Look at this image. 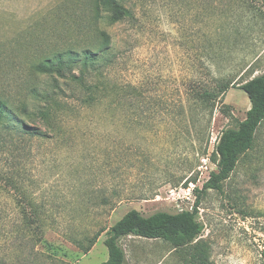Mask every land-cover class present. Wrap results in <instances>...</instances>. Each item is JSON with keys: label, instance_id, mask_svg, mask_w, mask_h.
Wrapping results in <instances>:
<instances>
[{"label": "rangeland", "instance_id": "obj_1", "mask_svg": "<svg viewBox=\"0 0 264 264\" xmlns=\"http://www.w3.org/2000/svg\"><path fill=\"white\" fill-rule=\"evenodd\" d=\"M120 2L133 18L111 25L101 12L96 19L94 28L110 38L104 56L110 64L106 78H87L98 87L95 100L84 103L88 90L57 79L63 93L53 111L56 128L30 143L27 190L45 201L52 216L32 242L15 231L16 210L2 200L8 217L0 220V264L105 262V232L87 253L72 240L91 238L129 210L144 216L189 210L216 171L208 156L220 133L245 118L250 104L238 86L264 71V0ZM92 5L0 0V82L50 88L53 77H36L29 66L45 54L94 44L93 27H85L95 15ZM219 81L233 87L217 99L208 123L193 99ZM198 220L204 229L196 254L207 252V263H258L264 249V121L250 157L239 162L222 192L201 195ZM120 245L126 264H206L202 258L191 263L193 245L183 253L133 236Z\"/></svg>", "mask_w": 264, "mask_h": 264}, {"label": "trees", "instance_id": "obj_2", "mask_svg": "<svg viewBox=\"0 0 264 264\" xmlns=\"http://www.w3.org/2000/svg\"><path fill=\"white\" fill-rule=\"evenodd\" d=\"M121 0H93L94 16L86 28L93 27L94 44L78 49L70 47L41 56L29 66V71L36 77H53L48 89H41L36 84L27 82V86L14 82H0V204L2 200L13 204L17 215L18 235L28 237L36 242V231L47 225L52 216L45 209V201H35L27 190L26 163L30 157V143L33 139L48 138L56 128L53 111L60 107V93L57 79L66 83L75 82L84 90L88 97L84 103L95 100L93 89L98 87L88 85L87 78L103 79L104 69L110 60L104 56L110 46V38L104 31L95 27L96 19L104 12L108 24L114 25L126 18H133L132 12ZM77 72V74L75 73ZM4 72L0 69V81ZM35 77V78H36ZM69 81V82H68ZM14 87V88H13ZM233 83L219 81L212 88L200 90L195 95L193 103L196 108L208 117V123L213 115L217 101ZM238 88L245 93L249 101V109L245 118L235 128L223 130L209 154V160L216 165V171L210 173L207 181L196 192L195 200L189 210L176 213L157 211L144 216L136 210H129L109 228L96 232L91 238L85 236L72 243L83 253H87L105 232L104 245L107 249V259L101 264H126L125 253L120 241L126 237H140L148 240H161L169 243L174 249L187 252L203 232V224L198 220V210L201 195L209 190L222 192V186L230 178L237 165L250 157L255 148L256 134L264 121V71L256 76H250ZM219 99V100H217ZM195 108V110H196ZM208 142V139L206 140ZM202 154H207L206 148ZM188 181L183 183L186 187ZM191 181L195 182V179ZM180 183V182H179ZM178 183V184H179ZM8 217L0 208V220ZM198 244L193 245L194 253L191 263L201 259L207 263L209 254L198 251ZM192 248V247H191ZM257 264H264V249L260 252Z\"/></svg>", "mask_w": 264, "mask_h": 264}]
</instances>
